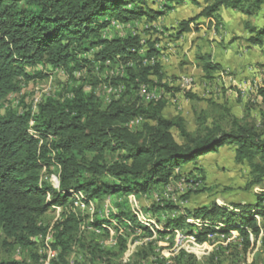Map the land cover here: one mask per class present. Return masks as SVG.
I'll list each match as a JSON object with an SVG mask.
<instances>
[{
  "label": "trees",
  "instance_id": "trees-1",
  "mask_svg": "<svg viewBox=\"0 0 264 264\" xmlns=\"http://www.w3.org/2000/svg\"><path fill=\"white\" fill-rule=\"evenodd\" d=\"M148 1L0 0V239L8 248L35 247L40 236L50 233L49 246L57 253L55 261L67 264L74 236L84 223L71 211L73 192H81L86 202L106 196L121 197L116 206L128 210L127 201L122 198L166 186L170 180L178 179L176 168L195 165L223 147L232 148L237 164L246 163L249 167L253 179L249 187L263 181L264 120L252 125L227 113V128L213 122L189 133L182 118L163 116L162 101L138 106L118 99L104 109L93 91H86L77 83L42 98L34 113L31 102L3 109L8 97L19 91L18 81L46 79L51 69H59L75 80V72L85 68L92 71L96 64L119 65L122 74L113 77L110 84L124 87L126 93L152 85V76L161 81L159 64H144L159 54L153 43L142 44L138 35L104 36V30L114 20L121 24L143 19L153 22L172 9L169 3L189 2L199 7L200 13L177 24L175 37L180 39L184 34L197 32L201 18L211 21L221 9H231L248 18L264 9V0H162V10L149 7ZM245 30L249 47L263 45L264 24L246 22ZM87 54L89 58L82 57ZM38 65L47 73L35 70L29 75L24 70ZM217 69L212 64L203 67L206 73ZM259 93L264 96V90ZM136 118H141L142 124L132 130L129 123ZM31 121L33 125L29 126ZM173 131L179 134L181 143L175 140ZM55 165L60 167L58 189L41 181ZM262 201L259 198L257 212L245 206L236 213L212 204L169 216L158 233L163 236L186 228L193 241L203 244L212 235L237 232L246 247L251 234L264 252V231L260 237L261 227L254 218L264 221ZM55 207L62 209L60 218L52 225L43 224L42 217ZM73 208L79 210L74 203ZM157 210L179 209L166 202ZM125 218L128 216L123 212L112 215L118 223ZM129 218L130 223L148 231L134 216ZM189 218L201 221L202 226L195 229L187 222ZM107 223L94 220L90 226L105 228ZM0 264L18 263L0 259Z\"/></svg>",
  "mask_w": 264,
  "mask_h": 264
},
{
  "label": "rangeland",
  "instance_id": "rangeland-1",
  "mask_svg": "<svg viewBox=\"0 0 264 264\" xmlns=\"http://www.w3.org/2000/svg\"><path fill=\"white\" fill-rule=\"evenodd\" d=\"M163 4L162 0L148 1V6L154 10H162ZM168 6L172 9L156 21L146 22L143 19L121 24L114 20L103 32L106 38L138 35L142 44H154L159 54L150 61L145 60L144 64H159L162 80L152 76V85L144 87L146 94L156 93L157 100L165 103L163 116L168 119L182 118L189 133H195L202 125L209 126L213 122L227 128V113L252 125L262 122L264 96L260 95L259 90H264V43L258 47L247 45L245 23L264 24V9L252 18L231 9H221L211 21L201 18L199 23L202 25L197 32L176 39L177 24L196 17L200 8L189 2L179 5L169 3ZM82 57L89 58L90 55ZM206 64L218 69L206 73L203 71ZM24 70L29 75L36 72L32 67ZM91 70L85 68L83 72H75L76 79L73 80L66 73L51 69L47 71L49 76L46 79L30 83L18 81L19 91L15 96L27 106L34 99L39 101L52 96L63 86L71 88L77 83L84 86L86 91H93L104 109L112 100L118 99L138 106H144L147 102L141 96L140 88L143 86L136 92L126 93L124 87L110 84L111 80L122 74L119 65L96 64ZM183 79L191 83L184 85ZM134 124H130L129 128L138 129L142 120ZM173 135L178 143L182 142L176 131H173ZM58 172V167L52 168L50 182L53 185L57 184ZM174 174H179L178 179L170 180L166 186H156L146 194H131L122 198V201H127L128 210L116 206L121 203V197L117 196L91 199L84 209L75 210L84 223L74 236L75 242L67 255V264H264L260 242L250 231L248 247L237 232L212 235L203 244L193 241L186 228L163 236L158 233L163 230L165 218L212 204L236 213L239 207L245 206L253 207L252 212H257L259 198L263 199L264 206V178L260 185L249 187L253 180L251 171L246 163L235 162L229 146L221 148L217 154L200 159L195 165L176 168ZM73 193L74 197L76 192ZM166 202L176 206L178 212L157 210ZM119 212L127 214L128 219L134 216L136 222L148 231L136 227L126 218V222L121 223L112 219V215ZM60 214V209L50 210L42 217V223L52 225ZM254 218L261 227V237L264 221L258 216ZM94 220H107L108 223L105 228H93L90 224ZM188 220L195 229L202 226L201 221ZM2 243L3 238L0 239V259L18 264H45L43 257H52L54 253L47 249L42 240L37 246L26 250L8 248ZM56 256L49 264H60L55 261Z\"/></svg>",
  "mask_w": 264,
  "mask_h": 264
},
{
  "label": "clouds",
  "instance_id": "clouds-1",
  "mask_svg": "<svg viewBox=\"0 0 264 264\" xmlns=\"http://www.w3.org/2000/svg\"><path fill=\"white\" fill-rule=\"evenodd\" d=\"M34 70H37V71H41V72H43V70H44V67L43 66H41V65H38V66H35L34 68H33ZM59 70V69H58ZM35 100V99H34ZM34 100L33 101H30L31 102V107H32V112L34 113L35 112V110H36V105L39 103V101L41 100H39L36 104H34ZM20 101H21V99L20 98H18L17 96H15V93L14 94H12L11 96H9L8 97V99H7V101L3 104V109H6V108H8V107H15V106H18V104H20ZM33 107H34V109H33ZM33 125V122L31 121V122H29V126H32ZM29 131H31L30 129H29ZM31 134H32V131H31ZM36 138V137H35ZM54 167H58V170H59V172H58V176L56 177V179H57V184L56 185H53L51 182H50V177H51V175H52V173L48 176V175H43L42 177H41V181H44V182H48L54 189H58V187H59V173H60V167L58 166V165H55ZM53 167V168H54ZM77 193V192H76ZM73 200H74V197H72V205H71V211L75 214V209L73 208ZM85 201V200H84ZM85 203H87L86 201H85ZM55 209H60L61 210V212H62V209L61 208H59V207H55L54 209H52V210H55ZM82 226V225H81ZM81 226H80V228H81ZM48 238V241H46V239ZM37 240H42V241H44L45 243V246L47 247V249L49 250V251H52V252H54L53 250H51V248H50V246H49V242H50V240H51V235H50V233H47L46 234V236L45 237H42V236H40ZM55 254H57L56 252H54L53 253V256L52 257H50V255L49 256H47V258H46V256H44L43 257V260H45L46 259V261H45V264H49L52 260H53V258H55ZM57 257V256H56Z\"/></svg>",
  "mask_w": 264,
  "mask_h": 264
},
{
  "label": "bare ground",
  "instance_id": "bare-ground-1",
  "mask_svg": "<svg viewBox=\"0 0 264 264\" xmlns=\"http://www.w3.org/2000/svg\"><path fill=\"white\" fill-rule=\"evenodd\" d=\"M75 74V73H74ZM78 77V76H77ZM183 81H184V85H189L190 83H191V81L190 80H188V79H183ZM143 86V85H142ZM183 86V85H182ZM88 87V86H87ZM187 87V86H186ZM109 88V87H108ZM190 88V87H189ZM141 89V91H142V93H141V96L143 97V98H145L146 99V101L147 102H145V105H147V104H150V103H152V104H156V103H158V102H161L162 100H155V98H156V96H155V94L154 93H151V94H146L145 93V87L143 86V87H141L140 88ZM113 90V89H112ZM147 90V89H146ZM114 91V90H113ZM113 91H112V93H113ZM148 91V90H147ZM154 92V91H153ZM115 93V92H114ZM116 94V93H115ZM118 94V93H117ZM161 95V94H160ZM141 97V98H142ZM161 98V97H160ZM155 100V101H154ZM38 101L37 100H34V104H36ZM33 109H34V107H33ZM140 120V122H141V118L140 119H134V120H132L130 123H129V126H130V124H134V122L135 121H139ZM139 124V123H138ZM135 125V124H134ZM56 181H57V179H56ZM78 193V194H77ZM75 195H74V200H73V203H74V206L76 207V208H79V209H84L85 207H86V204L89 202H87V203H85V201H84V197L82 196L83 194L82 193H80V192H77Z\"/></svg>",
  "mask_w": 264,
  "mask_h": 264
},
{
  "label": "built area",
  "instance_id": "built-area-1",
  "mask_svg": "<svg viewBox=\"0 0 264 264\" xmlns=\"http://www.w3.org/2000/svg\"><path fill=\"white\" fill-rule=\"evenodd\" d=\"M183 83H184V81H183ZM156 99H159V98H155V100H156ZM155 100H154V101H155Z\"/></svg>",
  "mask_w": 264,
  "mask_h": 264
}]
</instances>
